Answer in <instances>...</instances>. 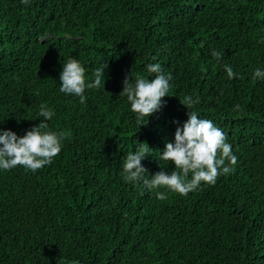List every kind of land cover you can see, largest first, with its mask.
<instances>
[{
    "label": "trees",
    "instance_id": "16d2710c",
    "mask_svg": "<svg viewBox=\"0 0 264 264\" xmlns=\"http://www.w3.org/2000/svg\"><path fill=\"white\" fill-rule=\"evenodd\" d=\"M69 59L86 83L106 68L105 87L86 89L84 103L58 91ZM149 63L172 80L162 109L140 126L121 93L126 77L154 78ZM224 65L238 75L230 79ZM257 67L264 0H0V129L24 135L43 119V102L54 112L48 131L67 137L36 172L0 170V264H264ZM189 94L238 160L215 184L161 200L124 179L122 158L145 143L149 174L172 171L158 155L188 119Z\"/></svg>",
    "mask_w": 264,
    "mask_h": 264
},
{
    "label": "clouds",
    "instance_id": "9594fccd",
    "mask_svg": "<svg viewBox=\"0 0 264 264\" xmlns=\"http://www.w3.org/2000/svg\"><path fill=\"white\" fill-rule=\"evenodd\" d=\"M22 2L27 4L28 0ZM212 54L217 59L223 56L222 52L216 50ZM146 68L149 73L155 74L154 78L138 75L133 80L126 77L121 93L127 97L131 110L136 114V123L140 126L144 125L141 121L145 117L149 118L162 109L166 103L162 98L168 95L172 80V74L165 72L160 63H149ZM224 68L230 79L238 75L230 65H224ZM105 69L103 64L95 68L93 80L86 83L81 65L77 61L66 60L59 73L58 91L84 103L86 89L105 87ZM252 79L264 80V67H257ZM182 103L190 109L188 119L182 126H177L174 141L167 142L158 155L160 161L174 163L172 171L162 168L154 175L149 174L142 164L149 154L145 143H139L135 151H129L122 158L124 179L132 183L141 182L150 191L156 190V196L161 200L166 198L168 190L186 195L200 187L201 182L215 184L217 177L228 174L238 160L232 144L227 141L226 133L212 120L201 118L197 111L192 110L199 103V98L189 94ZM234 108L239 110L240 105ZM38 116L43 118L39 125L33 126L24 135H18L11 129H0V170L22 165L36 172L50 165L59 154L61 143L67 137L63 132L48 131V121L54 112L42 102Z\"/></svg>",
    "mask_w": 264,
    "mask_h": 264
}]
</instances>
